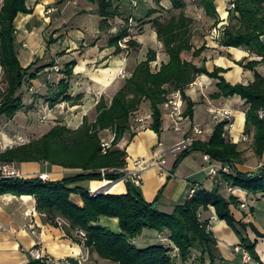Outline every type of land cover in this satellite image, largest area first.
<instances>
[{
  "label": "trees",
  "instance_id": "1",
  "mask_svg": "<svg viewBox=\"0 0 264 264\" xmlns=\"http://www.w3.org/2000/svg\"><path fill=\"white\" fill-rule=\"evenodd\" d=\"M28 1L3 0L0 7V67L7 84L0 100V117L4 116L8 120L13 119L24 107L22 95L19 93L24 83L37 79L40 71L48 67L41 66L31 71L35 62L24 68L19 61L16 47L17 29L14 22L20 14L33 13ZM93 1L97 4V14L101 18L100 29H110L109 21L122 16L119 6L115 5L114 0ZM159 1L156 0L158 4ZM196 1L208 17H217L215 0ZM231 1L235 7L228 11L230 25L217 40L218 44L222 47L245 48L258 57H264V42L261 40L264 36V0ZM171 2L175 8L182 6L179 0ZM154 13L157 11H147L148 17ZM129 21L128 17L125 18L124 25L108 40V47L114 48L116 55L140 47L129 33ZM232 21L236 23L233 24ZM191 23L192 20L183 14L172 16L166 22L156 19L153 21L152 26L164 53L168 56V61L153 70L152 63L156 61L157 53L149 49L145 59L134 67L111 101L108 103L101 97L95 108L96 117L93 122L89 123L84 118L81 126L74 130L58 124L38 140L0 152V162L3 163H47L63 169L78 170L76 174L55 181L40 178L2 180L0 195L32 196L38 212L53 217L59 216L69 224L70 231L83 232L84 246L95 251L99 258L113 264H176L177 261L185 263L192 251L198 253L197 264H207L206 260L208 264H224L217 249L216 239L208 230V220L198 218V213L213 207L217 218L236 233L239 246L248 252L252 261L264 264L255 250L257 242H252L246 233L247 229H250L261 239H264V234L258 232L253 224L236 220L230 207L237 206V198H224L218 186L211 191L196 190L190 199L176 205L171 213L159 211L156 207L157 199L152 203L146 202L130 183L125 185L124 194L93 195L89 190L77 186L83 182L119 179V172L102 174L101 170H118L127 165L125 150L118 149L116 145L126 133H130V139L134 136L131 132L133 119L144 103L148 105L151 114L150 129L156 134L161 132L160 106L166 102L172 91H180L186 103L184 116L192 119L194 103L186 96L185 89L200 75H206L216 81L218 92L213 94L212 98L238 96L248 106L244 131L252 134L255 154L262 157L264 120L257 117V112L264 108V75L255 70L259 62L240 64L242 68L253 72L252 83L231 85L220 76V73L225 72L224 69L215 68L212 72L206 69L205 58L201 59V66L183 59V53H191L195 58L200 57L206 50L205 45L195 48L191 44ZM125 38H128L127 48L123 49L120 43ZM75 65V61H70L61 70L63 77L49 97L51 107L60 101L73 100L68 92ZM80 98L78 96L76 99ZM226 125V121L216 123L209 140L194 141L187 150L178 155L174 167L192 151H199L231 168L230 174L223 175L226 183L250 195L264 197V165L252 172H241L236 168V165L241 163L242 152L237 144L225 138ZM107 130L114 133L115 139L112 148L103 154L101 133ZM71 196H78L82 205L73 202ZM101 217L116 219L120 232L116 234L108 228L93 225ZM144 230L167 233L172 246L153 244L138 247L132 241L140 237ZM175 249L176 255H173Z\"/></svg>",
  "mask_w": 264,
  "mask_h": 264
},
{
  "label": "crops",
  "instance_id": "2",
  "mask_svg": "<svg viewBox=\"0 0 264 264\" xmlns=\"http://www.w3.org/2000/svg\"><path fill=\"white\" fill-rule=\"evenodd\" d=\"M135 1L137 7L133 9L130 0H114L115 5L120 8L122 16L110 20L111 28L104 30L99 27L101 18L97 14L98 7L93 0H33L31 4L28 1V6L35 11L30 15L38 13L36 17L43 18L44 21L51 18L45 16L48 9L64 11L63 22L72 29L65 37L58 38V43H60V47L62 46L61 50L57 51L56 47L52 49L54 51L53 57L55 54H61L57 56L55 61L61 67L60 72H57V74L48 72L43 75H40V72L37 79L30 81L32 83L30 91L33 90L35 93H39L42 98L37 101L44 102L43 109L38 114L41 118L45 117L44 115H46V118H50L53 116V112L57 115L62 114L56 107L57 105H55V109H51L53 108L51 106L44 108V105L50 102L48 97L51 96L59 80L62 79L61 70L64 65L70 61H75L76 65L69 80L70 89L68 92L73 100L66 101L67 109L64 112L66 114L64 117L70 124L74 125L72 128L70 124L68 126L73 130L77 129L78 124L89 114L95 113L93 121L95 120V108L101 97H104L109 103L125 81L118 77L120 70H125V64L119 57L123 52L116 55L114 53L115 49L108 47V40L124 25L123 20L127 17L130 19L128 23L129 33L140 45L138 49L140 57H142L134 64H131L129 58V65H132V68L128 72L125 70L127 74L131 75L134 67L145 59L143 57L146 56L149 49L157 53L156 60L159 63L157 69L162 63L168 61V56L164 53L163 46L158 41L155 29L152 26L155 17L159 15L153 0ZM159 5L165 10H170V0H160ZM150 9L156 10L157 13L148 17L147 11ZM30 15L20 14L15 21L22 18V22L27 24L26 16ZM73 19L76 20L72 22ZM135 27L140 30L141 34L136 35L133 32ZM16 29L18 57L21 66L25 68L35 55L33 54L35 42L29 41V43H26V35H21L22 40L19 44L17 41L18 27ZM61 35L63 33L60 32L58 36ZM58 36H54L55 39ZM261 40L264 42V36ZM203 45H205L206 50L202 53L201 58H205V67L209 72H212L215 68L224 69L225 72L220 73V76L231 85H248L254 81L253 72L240 66V64L245 65L252 61V53L248 50L218 46L215 41L207 37L203 41ZM126 53L128 54V51ZM141 54L143 55L141 56ZM201 58L196 62L193 61V63L201 66ZM53 66L57 67L55 64ZM49 69L52 71V68H44L43 72H47ZM217 92L216 81L206 75L198 76L185 89L186 96L194 103L193 118L185 117L188 121L183 123L181 132L173 130L170 108L165 102L160 106L162 120L160 134H156L150 129L152 119L149 111L146 117L135 119L137 124L133 125L131 131L134 136L130 139V133H126L116 147L125 150L126 166H131L132 162L139 158L151 160L155 154H158L156 158L165 159L164 168L166 172L171 173V176L160 174L156 168H149L143 173L141 185L135 186L137 192L146 202L152 203L157 199L156 207L159 211L171 213L176 205L182 204L191 198L189 192L193 188L211 191L218 186L224 198L227 199L230 196L237 198V206L230 207L236 220L251 223L261 234H264V230L253 218L254 208L249 205V203L254 204L258 201H264V197L250 195L241 189L236 194L228 193L226 189L228 183L223 178L220 182V177L208 176L207 171L204 170L205 163L202 160V153L199 151H192L180 161L177 167H174L180 153L169 151L172 146L187 136H193L200 142L209 140L216 124L213 121V115L210 113L211 109H225L232 112L233 124L231 128L225 131V138L237 144L241 148H239L241 152L245 149V144L250 141V134L244 131L248 106L238 96L212 98V95ZM19 93L22 95L24 106L30 105V103L37 106V101L31 98L30 93H23V90H20ZM78 96L81 98L76 99ZM145 105L148 107L146 103L142 107ZM183 108L184 110L186 108L185 102ZM140 109L142 108L140 107ZM17 116L12 120H7L3 116L0 117V152L11 149L21 138L18 130L14 127ZM195 127L203 131L201 135L196 136L193 133ZM105 134L112 136V132L109 130L102 132L101 136ZM242 135H247L249 141L242 142ZM160 144L161 146H159ZM263 155L261 157L262 161ZM253 167L257 169L261 166ZM18 168L23 176L21 179L41 178L55 181L78 172V170L63 169L58 166H48L40 163H22L18 164ZM236 168L241 172H252L247 170V166H241L240 164L236 165ZM94 182L100 181L83 182L77 184V186L90 191ZM116 185L121 191L114 194H124L126 192L124 184L118 183ZM71 199L77 205H82L78 196H71ZM241 203L246 204L245 209L240 208ZM212 216H215L216 220L210 224L209 230L216 239L219 255L224 260V264H237L238 253L234 252V248L239 246L238 236L224 221L217 218L213 207L201 212V220H209ZM93 225L108 228L116 234L120 232L116 219L101 217ZM75 234L74 231L69 230V224L61 217H53L38 212L36 201L32 196L0 195V264H30L34 261L29 255V250L34 247L41 250L42 255L47 259L46 264H113L108 260L98 258L95 251L88 250ZM246 234L252 242H257L255 250L260 261L264 263V239L257 238L250 229H247ZM168 237L165 232L157 233L144 230L142 235L132 242L140 248L153 244L172 246ZM72 238L80 242L78 243ZM240 264L257 263L253 261L243 262L241 259Z\"/></svg>",
  "mask_w": 264,
  "mask_h": 264
},
{
  "label": "rangeland",
  "instance_id": "3",
  "mask_svg": "<svg viewBox=\"0 0 264 264\" xmlns=\"http://www.w3.org/2000/svg\"><path fill=\"white\" fill-rule=\"evenodd\" d=\"M33 0H29V3L31 4ZM182 3V6H179L177 8L172 6V2L170 0V10H165L163 9L157 2L156 0H153L154 6L157 8L159 15L155 17L156 20L160 22H166L168 21L172 16L178 17L180 14H183L185 17L190 18L192 20V23L190 25L191 33H192V39H191V44L195 48H200L203 44V41H205V38H211L213 41L217 43L218 46V39H213L211 36V31L214 27H216L219 23L224 22L225 27H228L230 25L229 22V12L227 13V2L228 0H215V4L217 6V17L216 18H210L208 17L204 10L200 7L198 1L196 0H179ZM3 0H0V7ZM160 3V1H159ZM145 4V3H144ZM167 5V4H166ZM33 12H35L33 10ZM64 11L60 9H55V11H51V13L46 14L45 16L47 18L51 17L50 19L44 21V19H39L37 14L35 15H30L26 16V22H22V18H18L15 21V26L18 27V34H17V41L20 44L21 42V35H26V43L29 41H34L35 42V49L33 50L35 54L29 63V65L32 62L34 63L33 68L31 71L35 70L38 67L41 66H48L46 68H52L50 71L43 72V69L40 75L47 74L48 72H52L54 74H57V72L54 70V66L52 67V64H55L58 69H60V65L58 63H55L57 60V56L61 54H55L53 57V50L55 47L57 48L56 50L59 51L61 50L62 46L60 47V43H58V38H63L65 37L70 31L72 30L69 25H66L63 20H64ZM76 19H73L72 22H74ZM49 22V23H48ZM71 22V23H72ZM137 22V21H136ZM233 24L236 23V21H232ZM138 28L135 27L134 33L137 35L141 34L140 30H137ZM225 30V29H224ZM63 33V35L58 36V34ZM54 36H58L57 39H55ZM29 46V44H27ZM17 47V46H16ZM121 47V46H120ZM127 48V46L125 47ZM124 49V48H123ZM127 51H124L121 56L122 61L125 64V70L130 71L132 68V65H129V58L130 61L132 62L131 64H134V62H138L140 58V52L139 49H129L128 54L126 53ZM143 54H141L142 56ZM200 57H195L193 58L191 53H183L182 58L187 60V61H194L196 62ZM256 55L252 54V61L259 62L258 66L256 67V70L264 75V58L261 60L256 59ZM145 58V56L143 57ZM202 59V58H201ZM156 62V63H155ZM154 63H152V69L155 70L158 67V61L156 60ZM157 64V65H156ZM25 64L23 63V66ZM28 66V65H27ZM26 66V67H27ZM4 73L1 71L0 72V100L3 95V92L5 88H7L6 80L3 75ZM121 78V80H125L126 78H123L120 74L118 76ZM32 87V83L29 81H26L23 85V88H21V91L23 90V93H30L31 98H34V100H39L41 95L39 93H35L33 90L30 91V88ZM49 98V97H48ZM44 102L37 101V106H34L33 103H30V105H26L23 107V109L19 112H17L16 116V122L14 123V127L16 130H18V134L21 136V138L18 140L17 144H15L12 148L14 147H20L26 144H29L31 141L38 140L40 139L44 134H46L48 131H50L54 126L58 124H62L65 126H69V122L66 120L64 117L66 114L64 113L67 109V104L66 101H60L57 103L56 107L58 108L59 112H61V115H57L56 113H52L53 116L50 118H46L44 121L41 119V117L38 115L39 111L43 109L42 105ZM60 106V107H59ZM50 107V102H48L46 105H44V108ZM142 109H140L136 114L135 118L133 119V123L136 125L137 123L135 122V119L138 117H146L149 114V109L146 107L141 106ZM55 109V106L53 108ZM20 115V116H19ZM46 117V115H44ZM95 113L94 114H89L88 116L84 117L87 119L89 123H91L94 119ZM4 117V116H3ZM15 117V116H14ZM13 117V119H14ZM43 118V117H42ZM6 119V118H5ZM8 120V119H7ZM12 120V119H11ZM83 122V120H82ZM81 123L78 125L81 126ZM78 126V127H79ZM70 127H74V125L70 124ZM112 132V131H111ZM112 136L110 137V134H105L104 136H101V142H108L110 140L115 139V135L112 132ZM251 139L248 143L245 144V149L242 151V158H241V166H247V170L255 171L253 166H262L264 165V155H263V161L261 157H258L255 154L254 148H253V138L252 134H250ZM122 139V138H121ZM120 139V141H121ZM119 141V142H120ZM118 142V143H119ZM240 148V147H239ZM241 149V148H240ZM34 163V162H31ZM262 163V164H260ZM18 167V164L15 163ZM40 164H47V163H40ZM49 166V164H47ZM23 177V176H21ZM251 207L254 208L253 210V218H255V221L260 225V227L264 230V201H258L254 204L249 203ZM209 230V228H208ZM149 231V230H148ZM210 231V230H209ZM155 232V231H152ZM211 232V231H210ZM259 232V231H258ZM212 233V232H211ZM213 234V233H212ZM82 243H84V239L79 236L78 234H75ZM96 253V252H95ZM173 255H176V251H173ZM96 256H98L96 254ZM198 256V253L196 251H192V254L190 258L185 262L181 263L177 261L176 264H197L196 257ZM242 255L238 254L237 258V264H240ZM99 258V257H98ZM101 259V258H100ZM252 261V259H251ZM250 262V261H249ZM254 262V261H253ZM206 263L208 264V261L206 260Z\"/></svg>",
  "mask_w": 264,
  "mask_h": 264
},
{
  "label": "built area",
  "instance_id": "4",
  "mask_svg": "<svg viewBox=\"0 0 264 264\" xmlns=\"http://www.w3.org/2000/svg\"><path fill=\"white\" fill-rule=\"evenodd\" d=\"M130 2H131L132 8L135 9L137 7V2L135 0H130ZM227 3H228L227 4L228 6L226 9H227V13H228V11L234 9L235 5L231 0H228ZM51 11H53V9H48L46 11V13L49 14V13H51ZM225 28L226 27H225L224 22L219 23L211 31L212 38L218 39L222 35ZM127 40H128V38H125L120 43V46L124 49H126L125 47H126ZM263 58L264 57H256L257 60H261ZM54 70L56 72H59V69L57 67H54ZM119 74L123 78H128L130 76L129 74H127V72L124 69L120 70ZM166 104L170 108V117L173 121V126H172L173 130L175 132H181L183 123L188 121V119L185 118V116H184V108H183L184 101L182 99V95H181L180 91L176 90V91L170 92V94L167 96ZM210 113L213 115V121L215 123L224 122V121L227 122V125L225 126V131L228 130V128L232 127L233 115H232V112L230 110H225V109L212 110L211 109ZM257 117L259 119L264 120V108L260 109L257 112ZM41 119L44 121L46 119V117H43ZM202 132L203 131L198 127L193 128V133L196 136L201 135ZM241 140H242V142H248L249 137L247 135H242ZM194 141H196L195 137L187 136L186 138L181 140L179 143L172 146L169 149V151L181 153L182 151L187 150ZM112 143H113V140H110L108 142H103V141L101 142V149H102L103 154H106L112 148ZM159 146H161V144ZM157 156H158V154H155L154 158H152L151 160H145L143 158L136 159L132 162L131 166H125L124 168H121L118 170L102 169L101 170L102 174H104L105 172H109V173L119 172L121 174L119 179L116 181H107V180H103V181H106L109 183H114V184L121 183L124 185H126L127 183H130L134 186H140L142 183L143 173L149 168H156L160 174H166L168 176H171V173L166 172V170L164 168L165 159L156 158ZM202 160L205 163L204 170L207 171L208 176L214 177V178L220 177L219 178L220 182H221V178H223V175L231 173V168L229 166L224 165V164L212 159L208 154H202ZM21 176L22 175L20 173V170L15 163L0 162V181L14 179V178L21 179ZM226 189H227V192L230 194H236V193L240 192V189L233 187L229 184L226 186ZM90 192L93 195L98 194V193H102V194L108 193L105 189H102V188H98L96 191H94L92 189V190H90ZM195 192H196L195 188L191 189L189 192L190 197H192L195 194ZM240 208L245 209L246 204L241 203ZM198 218L201 219V213H198ZM215 220H216L215 216H212L208 220V228L210 227V224ZM75 233L78 234L79 236H81L85 240V235L83 234V232L76 231ZM234 252L242 255L241 258H242L243 262L251 261L250 255L242 247L236 246L234 248ZM29 255H30L31 259L34 262H36V264H46L47 259L42 255L41 250L39 248L34 247V248L30 249Z\"/></svg>",
  "mask_w": 264,
  "mask_h": 264
},
{
  "label": "bare ground",
  "instance_id": "5",
  "mask_svg": "<svg viewBox=\"0 0 264 264\" xmlns=\"http://www.w3.org/2000/svg\"><path fill=\"white\" fill-rule=\"evenodd\" d=\"M92 189L94 191H96L98 188H102L105 189L108 193L114 194L117 192H120L121 189L118 187V185L114 184V183H109L106 181H102V182H95L92 183Z\"/></svg>",
  "mask_w": 264,
  "mask_h": 264
}]
</instances>
